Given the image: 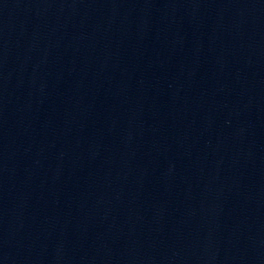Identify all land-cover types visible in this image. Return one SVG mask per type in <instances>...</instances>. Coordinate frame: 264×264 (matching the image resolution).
<instances>
[{"label": "water", "instance_id": "obj_1", "mask_svg": "<svg viewBox=\"0 0 264 264\" xmlns=\"http://www.w3.org/2000/svg\"><path fill=\"white\" fill-rule=\"evenodd\" d=\"M0 264H264V0H0Z\"/></svg>", "mask_w": 264, "mask_h": 264}]
</instances>
